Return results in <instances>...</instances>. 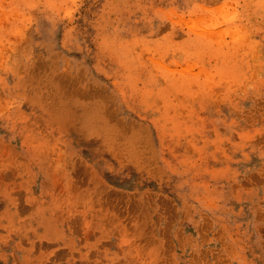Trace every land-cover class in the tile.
I'll list each match as a JSON object with an SVG mask.
<instances>
[{"label": "rangeland", "instance_id": "obj_1", "mask_svg": "<svg viewBox=\"0 0 264 264\" xmlns=\"http://www.w3.org/2000/svg\"><path fill=\"white\" fill-rule=\"evenodd\" d=\"M0 264H264V0H0Z\"/></svg>", "mask_w": 264, "mask_h": 264}]
</instances>
